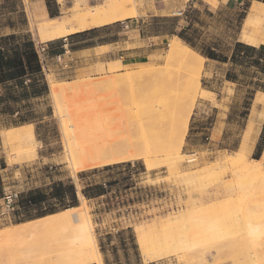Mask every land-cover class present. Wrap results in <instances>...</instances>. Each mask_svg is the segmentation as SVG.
<instances>
[{"label": "rangeland", "instance_id": "obj_1", "mask_svg": "<svg viewBox=\"0 0 264 264\" xmlns=\"http://www.w3.org/2000/svg\"><path fill=\"white\" fill-rule=\"evenodd\" d=\"M84 1L0 0V39L28 37L35 48L46 47L41 76L47 88L43 96L8 103L13 114H0V233L52 215L40 216L48 210L74 208L89 223L99 253L100 261L90 264H264V148L255 159L264 142L255 99L264 75L252 64L254 53L225 65L206 63L198 53L213 49L230 57L241 27L250 34L244 22L251 10L126 0L114 23L71 39L41 38L38 27L49 13L68 18ZM182 31L184 40L177 36ZM176 44L179 53L171 55ZM51 85L78 87L55 100ZM189 98L191 115L178 141L175 122ZM116 121L151 138L144 155L76 165L68 150L73 136ZM57 183L74 192L48 197ZM97 185L105 191L85 195ZM34 192L44 196L37 205L28 203ZM8 193L17 196L12 212L3 203ZM53 236L22 240L26 245L0 238V264H49L39 246ZM24 245L38 247L28 260L16 251Z\"/></svg>", "mask_w": 264, "mask_h": 264}, {"label": "bare ground", "instance_id": "obj_2", "mask_svg": "<svg viewBox=\"0 0 264 264\" xmlns=\"http://www.w3.org/2000/svg\"><path fill=\"white\" fill-rule=\"evenodd\" d=\"M125 2L126 0H102L101 2L86 0L84 1V7L81 9L76 8L68 18L61 20L51 18L47 21H42L38 27L39 34L41 38L52 41L106 26L123 17L121 12ZM95 3H100L101 7L89 8L90 5ZM260 7L253 5L250 9L252 15L247 17L244 22V29L250 31V34L245 35L247 38L245 40L246 43L264 42V13ZM258 18L260 21L253 26L252 21ZM169 52L171 55H177L179 46L177 44L173 45ZM187 52L192 53L188 49ZM192 54L200 60L201 57L199 55ZM195 82L196 84L198 83V76L195 78ZM74 86L67 88L51 85L50 92L56 100L59 95H67L69 90L77 89L78 85ZM67 97L69 96L67 95ZM192 101L193 98H189L185 114L177 117L175 122L178 124L176 132V140L178 141L183 139L186 132L192 111V105L190 104ZM173 124L174 122L171 121L169 126L172 127ZM73 127L71 124V128ZM172 129L175 132L174 126ZM150 139L146 135L143 137L133 135V132L128 129V126L123 121L121 123L116 121L115 125L112 124L108 128L105 127V129H100L94 133L77 132L71 139L72 141H69L68 150L76 165L82 168H89L97 164L111 165L139 159L144 155L141 153V149ZM70 159L72 161V158ZM240 166L242 170L247 168L244 165ZM148 228L150 230V227ZM47 235L54 236L46 244L39 246V248L40 251L44 252L49 264H90L100 261L89 223L74 208L10 228L1 232L0 238L21 242L24 239L29 241V238ZM24 242L27 243L26 241L21 243L25 244ZM25 245L24 247H19L16 251L24 260H28L38 251V247H25Z\"/></svg>", "mask_w": 264, "mask_h": 264}, {"label": "trees", "instance_id": "obj_3", "mask_svg": "<svg viewBox=\"0 0 264 264\" xmlns=\"http://www.w3.org/2000/svg\"><path fill=\"white\" fill-rule=\"evenodd\" d=\"M264 2V0H263ZM57 13H49V17H55ZM93 31L83 32L70 36L68 39L79 37ZM183 31L177 36L184 40ZM193 48V47H192ZM60 51H58L59 53ZM254 53L258 57L252 62V64L264 75V51L255 49L242 43H235L230 58L219 54L213 49H205L198 53L207 59L215 60L221 63L230 62L237 64L242 59V53ZM50 52H48L49 54ZM55 55V53H51ZM229 59V60H228ZM42 66L36 53L34 43L28 37H15L8 36L0 39V87L3 90V94L0 96V105L6 104L0 107V114H13L14 109L8 106V103H18L28 97H40L46 92V86L42 81ZM28 82V83H26ZM26 83V84H25ZM26 121L25 118L21 119ZM264 147V142L259 147L258 155L255 157L257 160L259 154ZM106 169H110L107 167ZM105 169V170H106ZM109 185V184H107ZM105 191L104 186L97 185L92 186L84 190L86 196L93 194H100ZM73 186H64L62 183L54 184L51 187V192L48 197L61 198L67 194L73 193ZM28 203L31 205H37L44 200V196L40 192L30 193L28 196ZM55 210H48L45 213H41L40 216L45 214H53Z\"/></svg>", "mask_w": 264, "mask_h": 264}, {"label": "crops", "instance_id": "obj_4", "mask_svg": "<svg viewBox=\"0 0 264 264\" xmlns=\"http://www.w3.org/2000/svg\"><path fill=\"white\" fill-rule=\"evenodd\" d=\"M255 3H258V4H255ZM197 4H201L203 7H206L207 10H209V11H210L211 7L218 8V7H225L227 5H233L234 8H241L243 6V4H246L248 6L247 7L248 12H249V10L251 9V7L253 5H256L257 7L261 6L260 9H263L261 11L264 13V2H263V0H195V1L191 0L187 7L190 9L191 6L195 7ZM44 6L48 10V7H49L48 4L46 3V4H44ZM57 10H58V7H57ZM241 22H242V20H241ZM72 35H74V34H72ZM243 35H247V31L243 32V27H241V29H240V31L238 33V38L235 41V43H242V44H245L247 46L253 47L255 49H259V50L264 51V42H260V43L259 42H255V43H252V44L246 43V42H244V40H242ZM65 39L66 38H64V40ZM87 48H88L87 50H92V49H95L96 47H87ZM84 50H86V49H81L82 52ZM202 58L204 59V61L206 63L222 64V65L226 64V63H221V62H218V61H215V60L207 59V58H204V57H202ZM228 58H230V57H228ZM255 99L259 100V101L256 102V105H261V114H259V115L263 117V121H264V91H257V93L255 94ZM193 115L194 116L196 115L195 114V110L193 112Z\"/></svg>", "mask_w": 264, "mask_h": 264}, {"label": "built area", "instance_id": "obj_5", "mask_svg": "<svg viewBox=\"0 0 264 264\" xmlns=\"http://www.w3.org/2000/svg\"><path fill=\"white\" fill-rule=\"evenodd\" d=\"M36 53L38 55L40 63L46 60V47L39 45L36 48ZM193 156V155H192ZM17 196L12 193L5 194L3 197V203L7 212H12L15 209Z\"/></svg>", "mask_w": 264, "mask_h": 264}]
</instances>
